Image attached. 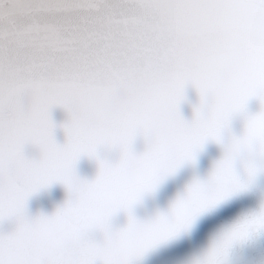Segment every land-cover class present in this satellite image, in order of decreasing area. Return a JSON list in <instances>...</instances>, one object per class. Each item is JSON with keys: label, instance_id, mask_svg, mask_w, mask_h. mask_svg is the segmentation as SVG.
<instances>
[{"label": "snow or ice", "instance_id": "snow-or-ice-1", "mask_svg": "<svg viewBox=\"0 0 264 264\" xmlns=\"http://www.w3.org/2000/svg\"><path fill=\"white\" fill-rule=\"evenodd\" d=\"M189 85L199 102L185 120ZM253 98L260 110L250 114ZM55 107L68 114L60 125ZM235 116L240 135L229 131ZM208 141L223 148L208 177L193 180L167 212L137 219L141 197ZM82 156L97 163L91 180L76 174ZM261 173L264 0H0V222L15 223L0 233V264H136ZM57 182L64 204L29 216V197ZM119 212L127 222L114 228ZM261 231L264 204L196 264H227L234 245Z\"/></svg>", "mask_w": 264, "mask_h": 264}, {"label": "water", "instance_id": "water-1", "mask_svg": "<svg viewBox=\"0 0 264 264\" xmlns=\"http://www.w3.org/2000/svg\"><path fill=\"white\" fill-rule=\"evenodd\" d=\"M199 96L192 86L185 89V100L180 105V113L185 120L193 117V106L198 104ZM260 110L256 99H250L247 111L254 114ZM51 117L57 125L68 119L67 112L60 107L52 109ZM230 134L240 135L243 131V120L233 117L230 123ZM57 143H64L65 134L57 127L54 132ZM145 142L138 136L133 144V150L143 152ZM25 154L38 158L39 151L32 145L25 146ZM101 155L108 161H115L118 152L102 150ZM223 156V148L214 141L206 142L197 152L194 162L180 165L175 172L163 177L156 188L145 193L133 207L132 214L139 220L148 221L158 213H165L177 197L184 194L187 186L196 179H206L215 163ZM76 174L82 179L91 180L95 177L98 166L94 159L82 156L76 163ZM68 197L66 188L61 183H53L29 197L26 205L27 214L35 217L40 214L51 215L64 204ZM264 204V173L259 174L246 191H240L226 200L210 207L196 215L189 226L173 237L159 243L152 250L136 261V264H192L203 257L212 244L222 233L243 218L256 212ZM127 216L123 212L112 218L114 228L123 227ZM14 221L0 222V233L14 229ZM99 239V234L94 233ZM227 264H264V231H261L243 243L234 245L228 255Z\"/></svg>", "mask_w": 264, "mask_h": 264}, {"label": "clouds", "instance_id": "clouds-1", "mask_svg": "<svg viewBox=\"0 0 264 264\" xmlns=\"http://www.w3.org/2000/svg\"><path fill=\"white\" fill-rule=\"evenodd\" d=\"M260 208H261V207H260ZM260 208H259L257 211H259ZM202 258H203V257L196 258V259L192 262V264H196V262L199 261V260H201Z\"/></svg>", "mask_w": 264, "mask_h": 264}]
</instances>
